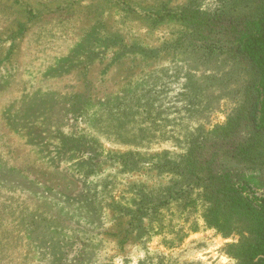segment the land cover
Instances as JSON below:
<instances>
[{
	"label": "rangeland",
	"instance_id": "obj_1",
	"mask_svg": "<svg viewBox=\"0 0 264 264\" xmlns=\"http://www.w3.org/2000/svg\"><path fill=\"white\" fill-rule=\"evenodd\" d=\"M220 3L0 0V264H243L246 233L207 226L199 200L126 234L173 179L159 153L180 160L240 104L238 65L156 19Z\"/></svg>",
	"mask_w": 264,
	"mask_h": 264
},
{
	"label": "trees",
	"instance_id": "obj_2",
	"mask_svg": "<svg viewBox=\"0 0 264 264\" xmlns=\"http://www.w3.org/2000/svg\"><path fill=\"white\" fill-rule=\"evenodd\" d=\"M156 19L188 28L194 48L226 54L246 79L240 104L224 125L191 134L180 160L159 153V167L170 170L173 179L161 190L164 195L154 198L157 203L147 195L139 199L126 234L143 230L144 218L151 224L150 216L168 205L189 203L186 212L194 214L199 200L207 226L226 232L237 223L246 233L248 240L236 249L243 264H264V0H221L212 11L197 5L163 8Z\"/></svg>",
	"mask_w": 264,
	"mask_h": 264
}]
</instances>
